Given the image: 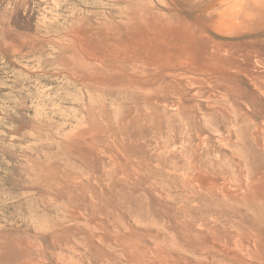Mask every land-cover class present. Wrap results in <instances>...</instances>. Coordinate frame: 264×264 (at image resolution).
Segmentation results:
<instances>
[{"label":"rangeland","instance_id":"374dc122","mask_svg":"<svg viewBox=\"0 0 264 264\" xmlns=\"http://www.w3.org/2000/svg\"><path fill=\"white\" fill-rule=\"evenodd\" d=\"M0 264H264V0H0Z\"/></svg>","mask_w":264,"mask_h":264}]
</instances>
